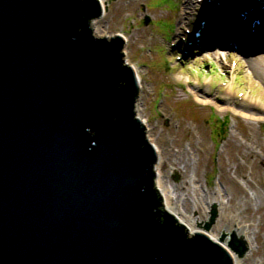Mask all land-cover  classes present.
Masks as SVG:
<instances>
[{
  "label": "water",
  "instance_id": "95a60500",
  "mask_svg": "<svg viewBox=\"0 0 264 264\" xmlns=\"http://www.w3.org/2000/svg\"><path fill=\"white\" fill-rule=\"evenodd\" d=\"M101 10L0 0V264H233L163 207L123 40L89 27Z\"/></svg>",
  "mask_w": 264,
  "mask_h": 264
},
{
  "label": "rangeland",
  "instance_id": "374dc122",
  "mask_svg": "<svg viewBox=\"0 0 264 264\" xmlns=\"http://www.w3.org/2000/svg\"><path fill=\"white\" fill-rule=\"evenodd\" d=\"M214 1L238 2L103 0L106 9L96 23L125 40L123 59L140 77L138 112L163 159L162 183L177 187L175 196L189 215L194 212L189 188L208 210V192L219 191L227 206H237L234 220L246 225L250 239L238 263L264 264V57L245 61L229 43L218 45L229 53L224 57L214 42L184 47L194 39L187 29L213 14ZM210 34L203 41H212ZM178 40L187 53L175 59L180 49L172 44ZM221 119L228 122L224 131ZM213 231L214 224L208 232Z\"/></svg>",
  "mask_w": 264,
  "mask_h": 264
},
{
  "label": "bare ground",
  "instance_id": "6f19581e",
  "mask_svg": "<svg viewBox=\"0 0 264 264\" xmlns=\"http://www.w3.org/2000/svg\"><path fill=\"white\" fill-rule=\"evenodd\" d=\"M103 3V0H99ZM191 0H185V3L186 4H191L190 3ZM258 6V3H254V6L251 8L252 9V12L253 11H257L259 7ZM241 11V9H238V11ZM264 10V7H262V11ZM103 10H101V15H97L95 17H92V19L90 20L89 24H90V29H91V33H93V36L94 35H104V34H107L106 32H102V30L99 28L98 24L96 23V20L98 17L102 16V13ZM242 12V11H241ZM239 13V12H238ZM264 12H262L263 14ZM250 16V15H249ZM249 16H246V17H242L238 16V19L240 21V23H229V24H225V26L221 27V29H218L219 31H217V37L214 38L212 41L208 40L209 41V44L210 42H214V44H217V45H220V46H226L227 44V40L224 41V39L222 38L223 36L222 35H225L224 33L226 34H234L233 36L236 38L238 36V38L241 36L237 35L239 33L245 35V36H241V39L239 38L238 40L242 43L243 40H246L245 42H248L250 44H253L251 47H247V48H253V49H257V53L259 51H262L260 50V48H262L264 45L262 43H258V41H248V38H250L251 36L253 37L254 34L253 32L250 30V27L251 28H254L253 30L256 32H260V29L263 30L264 28V22H262L260 25H254V26H249V23L247 24L246 21L249 20ZM221 22V21H220ZM221 24H223L221 22ZM250 30V31H249ZM248 32V33H247ZM232 36V37H233ZM121 39L124 41V39L121 37ZM200 42V41H199ZM256 42V43H255ZM261 42V41H260ZM179 44L177 46V48H179ZM255 53V51H253ZM254 53H250V54H254ZM229 54V53H228ZM225 51V49H218V55L220 56H227L228 55ZM259 58H263L264 57V53L261 54V55H258L257 57L253 56V58H251L249 61H254L255 59H258ZM246 59V58H244ZM122 64H124V66L126 64H128L127 61H124ZM129 65V64H128ZM130 66V65H129ZM251 71L253 72H257V70L254 68L252 69L251 68ZM260 75H264V71L262 73H260ZM137 76V77H136ZM134 78H135V81L137 83V87L138 85H140V82H139V74H135L134 73ZM139 78V79H138ZM138 92V91H137ZM139 92L135 95V100H137L139 97ZM133 109H134V115L133 117L135 119H138L139 122L143 123L144 126H145V122L143 121V117H141L140 115V112H138V107H137V103L134 101V106H133ZM147 127L145 126V136L148 140V142H150V145H152V148L153 150L155 151V154H156V161L154 163H152V170H153V173L155 174V177H154V182L153 184H155V188L157 189V193H159V196L161 198V203L163 205V207L165 208V210H167V212L171 213L173 216H175V219L176 221H179L180 223H183V225H185L186 227V230L189 231L190 234H193V232L195 230H200L202 233H205L207 235V237H210L211 239H214V238H218V235L221 234L220 236H224V239L223 241H227V239L230 238V233H234L237 235H242V237L244 236V238L247 239L248 243H249V238H247V234L246 233V225H243L241 224L238 225L237 222L234 220V213H235V210L237 209V206H234V208H231L230 206H227L226 205V201H224L221 197H220V192L219 191H215L213 193H211L210 191L208 192L207 194V203L209 205V208H212L214 207L215 209V216L213 217V219L211 220V225L209 226V228H205L203 226V224H205L207 222V220H209L211 217V210H208L207 208H200V204H199V200L197 199L196 197V194H195V190H192L191 188H189L191 190V200H192V204H193V209H194V212L193 214L189 215V214H186L185 211L182 209V206H180V201L179 199L180 198H177L175 196V192L174 190L177 188V187H172L171 184H165V183H162V180L160 178L161 176V164L160 161L163 160L161 159V154H159V149H157V146L155 145V143L153 142V140H151V138L149 137V135H147ZM179 170H181L180 168H178ZM189 187V186H188ZM197 212V213H196ZM219 221V222H218ZM218 222V224H217ZM217 225H216V224ZM212 224H214V227H215V231H213V233L211 232H208V230L211 228ZM207 231V232H206ZM224 244V242H223ZM221 244L223 247L226 248V244ZM227 250L229 252L233 251L232 249L228 248L227 247ZM233 254L235 255V262L233 264H239V260L242 258V256H238L236 254L235 251H233Z\"/></svg>",
  "mask_w": 264,
  "mask_h": 264
},
{
  "label": "trees",
  "instance_id": "16d2710c",
  "mask_svg": "<svg viewBox=\"0 0 264 264\" xmlns=\"http://www.w3.org/2000/svg\"><path fill=\"white\" fill-rule=\"evenodd\" d=\"M221 124H222V126H221L220 128H222V127H223V125H225L224 121H222V122H221ZM222 129H223V128H222Z\"/></svg>",
  "mask_w": 264,
  "mask_h": 264
}]
</instances>
